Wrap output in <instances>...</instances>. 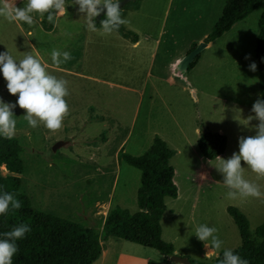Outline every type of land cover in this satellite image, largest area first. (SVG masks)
I'll return each mask as SVG.
<instances>
[{
    "label": "rangeland",
    "instance_id": "rangeland-1",
    "mask_svg": "<svg viewBox=\"0 0 264 264\" xmlns=\"http://www.w3.org/2000/svg\"><path fill=\"white\" fill-rule=\"evenodd\" d=\"M226 1H130L121 15L126 29L138 35V43L114 30H89L85 14L67 0V11L54 17L52 31L42 26L45 13H33L32 25L0 17V51L9 50L17 60L36 55L47 71L67 81L68 112L61 127L48 129L40 122L33 128L24 117L26 109L13 110V137L23 146L25 165L21 192L35 208L100 231L112 208L140 211L141 172L119 162L118 153L123 149L141 156L158 136L176 151L171 164L179 196L166 199L161 221L162 238L174 245L175 255L211 263L225 248L240 247L239 229L227 211L230 206L247 216L255 234L264 223V176L244 167V178L262 195L229 197L216 167L220 159L202 157L198 140L203 130L223 132L229 141L223 158H228L238 151L239 137L256 132L259 121L251 109L262 98L259 69L257 65L253 72L248 65L257 64L262 10L212 42L190 71L181 72L178 63L193 45L204 42ZM9 2L24 6L27 0ZM53 49L69 51L71 59L54 63ZM6 83L0 74V97L15 102L18 94H10ZM59 142L64 145L54 152ZM0 173L9 175L3 168ZM201 223L217 228L223 241L220 249L206 248L196 237L195 227ZM105 245L111 258L107 264H178L128 241L110 238Z\"/></svg>",
    "mask_w": 264,
    "mask_h": 264
},
{
    "label": "trees",
    "instance_id": "trees-1",
    "mask_svg": "<svg viewBox=\"0 0 264 264\" xmlns=\"http://www.w3.org/2000/svg\"><path fill=\"white\" fill-rule=\"evenodd\" d=\"M256 10H262L256 60L260 94L264 98V0H227L221 17L204 42L211 43L221 38ZM44 16L43 28L52 31L54 23L47 20V13ZM103 18L104 15L100 20ZM100 20L96 18V27H101ZM115 31L134 43L139 41L138 35L126 29L123 24ZM196 47V44L193 45L190 52ZM199 59L200 55L192 62L188 71L195 67ZM227 146L226 135L210 130H203L198 140L199 152L207 160H215L223 155ZM22 152L23 146L16 137H0V168L9 173L7 176L0 173V186L21 201L19 209H10L0 215V233L20 223L31 226V231L23 239L17 240L19 250L13 256L12 264H93L101 258L106 248L105 243L110 238L152 248L168 257L174 254V245L162 238L161 221L167 210L166 199L178 198L179 190L174 181L175 169L171 164L176 151L162 138L156 136L152 145L141 156H133L123 149L119 151V162L123 161L141 172L138 189L140 211L131 213L121 207L112 208L101 231L35 208L31 198L21 192V175L25 171ZM227 211L236 223L242 239L241 246L233 251L247 259L249 264H264V223L252 235L249 220L240 209L230 206ZM222 258L223 251L211 263L192 262L218 264Z\"/></svg>",
    "mask_w": 264,
    "mask_h": 264
},
{
    "label": "clouds",
    "instance_id": "clouds-1",
    "mask_svg": "<svg viewBox=\"0 0 264 264\" xmlns=\"http://www.w3.org/2000/svg\"><path fill=\"white\" fill-rule=\"evenodd\" d=\"M120 3L121 0H72L70 4L78 5L77 11L85 14L86 26L92 31H96V17L104 12V18L99 24L104 32L110 33L126 23L121 15ZM68 5L66 0H27L24 6L13 5L9 0H0V17L9 22L22 21L32 25L33 13L41 16L47 13V20L55 23L54 17L64 15ZM51 58L54 63L61 64L71 59V53L53 49ZM248 67L254 72L257 64L252 61ZM0 74L7 82L9 93L18 94L15 102L5 101L0 97V137L14 136L17 121L13 110L17 106L26 109L24 117L33 128L40 122L48 129L61 127L68 112V103L65 99L68 88L65 79L47 71L38 56L26 54L17 60L9 50L0 51ZM251 110L259 121L255 134L239 137L238 151L233 152L230 157L218 156L220 164L216 167L223 175V183L229 188L227 193L229 197L262 195L256 184L244 178L243 168L250 167L258 175L264 176V98H257ZM242 161L246 166H242ZM20 207L21 201L12 192L4 191L0 186V215ZM30 231L29 224L20 223L0 233V264H12L13 256L19 250L17 240L23 239ZM217 231L216 227L201 223L195 227L194 234L204 242L206 248L211 245V249L216 250L223 244L216 235ZM208 253L209 251L206 255ZM218 264H249V261L232 249L225 248L223 258Z\"/></svg>",
    "mask_w": 264,
    "mask_h": 264
},
{
    "label": "water",
    "instance_id": "water-1",
    "mask_svg": "<svg viewBox=\"0 0 264 264\" xmlns=\"http://www.w3.org/2000/svg\"><path fill=\"white\" fill-rule=\"evenodd\" d=\"M133 1V0H121L120 3V8H123L128 2ZM106 11V9H105ZM105 13L102 12L100 15L97 16V19L100 20L102 18V16ZM209 43L206 42H202L200 43L195 49H193L191 52H189L185 58L180 62L179 64V70L182 72H187L189 70L190 65L192 64V62L196 59V57L198 55L201 54V52L206 49V47L208 46ZM64 145V143L59 142L57 143L54 148L53 151H57L59 148H61ZM171 260L175 263L178 264H195L193 263L191 260H189L186 257H182V256H178L173 254L172 256H170Z\"/></svg>",
    "mask_w": 264,
    "mask_h": 264
},
{
    "label": "crops",
    "instance_id": "crops-1",
    "mask_svg": "<svg viewBox=\"0 0 264 264\" xmlns=\"http://www.w3.org/2000/svg\"><path fill=\"white\" fill-rule=\"evenodd\" d=\"M70 3L72 2V1H69ZM97 29L98 28H100V27H96ZM115 31V30H114ZM231 31V30H230ZM229 31V32H230ZM228 32V33H229ZM227 34V33H226ZM224 36V35H223ZM222 36V37H223ZM220 39V38H219ZM218 40V39H217ZM216 41V40H215ZM136 43H138V42H136ZM211 44H212V42L211 43H209L208 44V46L206 47V48H209L210 46H211ZM180 62L181 61H179L178 63L180 64ZM199 62V61H198ZM173 65H177V63H175V64H173ZM197 65V64H196ZM195 65V66H196ZM182 72V71H181ZM219 131H221V129L219 130ZM202 132V131H201ZM201 132H200V134H201ZM220 133V132H219ZM221 134H223V132L221 133ZM228 143H229V141H228ZM228 146H229V144H228ZM228 146H227V148H228ZM227 150L228 149H226V151H225V153L223 154V155H221L220 157H224L225 156V154H226V152H227ZM217 159H219V157L217 158ZM202 174H204V172L202 171V173H200V177L202 176ZM178 196H179V193H178ZM105 219H106V217H105ZM132 243V242H131ZM107 246V245H106ZM213 253H214V251H213ZM174 254H177V250L175 249V247H174ZM108 262H111V258L109 257V253H108V249H107V247L105 248V250L103 251V254H102V256H101V258L98 260V261H96L95 263H93V264H107Z\"/></svg>",
    "mask_w": 264,
    "mask_h": 264
}]
</instances>
